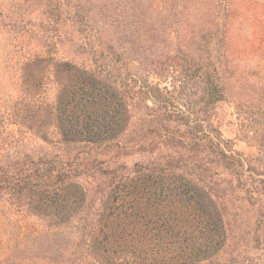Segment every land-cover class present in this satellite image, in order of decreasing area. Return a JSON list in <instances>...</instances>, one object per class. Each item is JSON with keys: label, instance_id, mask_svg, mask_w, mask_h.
I'll list each match as a JSON object with an SVG mask.
<instances>
[{"label": "rangeland", "instance_id": "374dc122", "mask_svg": "<svg viewBox=\"0 0 264 264\" xmlns=\"http://www.w3.org/2000/svg\"><path fill=\"white\" fill-rule=\"evenodd\" d=\"M0 264H264V0H0Z\"/></svg>", "mask_w": 264, "mask_h": 264}, {"label": "trees", "instance_id": "16d2710c", "mask_svg": "<svg viewBox=\"0 0 264 264\" xmlns=\"http://www.w3.org/2000/svg\"><path fill=\"white\" fill-rule=\"evenodd\" d=\"M219 91H220V92H222V91H221V88H220V90H219Z\"/></svg>", "mask_w": 264, "mask_h": 264}]
</instances>
